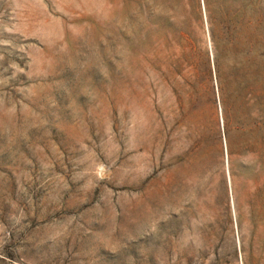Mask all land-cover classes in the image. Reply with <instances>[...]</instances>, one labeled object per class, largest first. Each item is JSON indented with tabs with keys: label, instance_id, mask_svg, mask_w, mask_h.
Instances as JSON below:
<instances>
[{
	"label": "rangeland",
	"instance_id": "obj_1",
	"mask_svg": "<svg viewBox=\"0 0 264 264\" xmlns=\"http://www.w3.org/2000/svg\"><path fill=\"white\" fill-rule=\"evenodd\" d=\"M191 4L0 0V264H264L241 32L223 56L227 139Z\"/></svg>",
	"mask_w": 264,
	"mask_h": 264
},
{
	"label": "trees",
	"instance_id": "obj_2",
	"mask_svg": "<svg viewBox=\"0 0 264 264\" xmlns=\"http://www.w3.org/2000/svg\"><path fill=\"white\" fill-rule=\"evenodd\" d=\"M198 2L199 0H194V4L190 5L194 12L198 8ZM234 3L235 0H224L218 7H214L210 0H203L214 49L213 64L227 139L232 116L226 106L225 88L228 80L223 77V56L225 53L233 54L239 31L244 46L243 74L240 80L234 78L233 82L241 86L238 98L244 106L251 102L258 104L259 122L264 130V0H240L239 8L234 7ZM172 16L175 17V14ZM180 38L183 39L182 36ZM246 108L239 118H249L250 112ZM237 127L243 129L246 126Z\"/></svg>",
	"mask_w": 264,
	"mask_h": 264
},
{
	"label": "bare ground",
	"instance_id": "obj_3",
	"mask_svg": "<svg viewBox=\"0 0 264 264\" xmlns=\"http://www.w3.org/2000/svg\"><path fill=\"white\" fill-rule=\"evenodd\" d=\"M233 199V198H232Z\"/></svg>",
	"mask_w": 264,
	"mask_h": 264
}]
</instances>
